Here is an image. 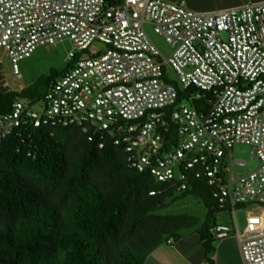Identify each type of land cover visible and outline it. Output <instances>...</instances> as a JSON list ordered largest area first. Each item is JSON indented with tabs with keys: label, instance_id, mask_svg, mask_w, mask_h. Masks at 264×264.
I'll list each match as a JSON object with an SVG mask.
<instances>
[{
	"label": "built area",
	"instance_id": "1",
	"mask_svg": "<svg viewBox=\"0 0 264 264\" xmlns=\"http://www.w3.org/2000/svg\"><path fill=\"white\" fill-rule=\"evenodd\" d=\"M145 26L164 41L167 57ZM64 41L72 67L41 101L18 99L0 115V142H22L32 128L76 127L99 149L120 147L129 169L177 192L192 172L231 215V226L214 223L210 236L233 233L242 264H264V0L213 12L188 10L182 0H0L3 87L22 89L8 85L4 61L19 79L20 61ZM93 42L104 48L77 57ZM178 90L187 92L180 102ZM236 144L248 146L258 165L233 177ZM239 205L257 211L242 228Z\"/></svg>",
	"mask_w": 264,
	"mask_h": 264
},
{
	"label": "trees",
	"instance_id": "2",
	"mask_svg": "<svg viewBox=\"0 0 264 264\" xmlns=\"http://www.w3.org/2000/svg\"><path fill=\"white\" fill-rule=\"evenodd\" d=\"M73 62L18 92L3 87L0 74V115L18 99L41 101ZM186 93L178 90L177 102ZM195 106L207 108L203 101ZM22 138L0 142V264H143L154 248L196 226V217L162 213L185 196L205 207L198 235L210 252L208 229L226 208L192 172L177 192L129 169L120 147L106 142L99 149L76 127L32 128Z\"/></svg>",
	"mask_w": 264,
	"mask_h": 264
},
{
	"label": "rangeland",
	"instance_id": "3",
	"mask_svg": "<svg viewBox=\"0 0 264 264\" xmlns=\"http://www.w3.org/2000/svg\"><path fill=\"white\" fill-rule=\"evenodd\" d=\"M145 30L153 43L156 45L161 54L167 57L170 54V51L164 41L152 33V30L149 26H145ZM104 46L99 42H93L87 50L79 53L77 56L80 58H85L90 54L102 50ZM71 49L70 44L67 41L59 43L55 46H40L38 47L33 54L18 63L20 78H16L10 74V69L7 61H4V69L7 75V83L11 88H24L31 83H33L37 77L42 74H47L51 68L61 69L66 63V54ZM169 78L174 81L175 76L169 70ZM176 84V83H175ZM177 85V84H176ZM230 156L232 159V164L230 166L231 175L233 177L241 176L246 174L248 171L257 167V160L250 155V148L246 145L236 144L230 150ZM243 160L244 165L239 166L234 161ZM226 165L229 164V158L224 159ZM179 195V194H177ZM228 216L230 214L227 211ZM246 212H257L254 206L241 207L240 209L235 210L234 218L235 223L238 228L244 226ZM164 214H186L197 218L196 228L202 224L205 219L206 210L202 202L194 196H185L177 200L175 203L169 207L162 210ZM229 222L231 219L229 218Z\"/></svg>",
	"mask_w": 264,
	"mask_h": 264
},
{
	"label": "crops",
	"instance_id": "4",
	"mask_svg": "<svg viewBox=\"0 0 264 264\" xmlns=\"http://www.w3.org/2000/svg\"><path fill=\"white\" fill-rule=\"evenodd\" d=\"M165 1L175 2L179 0ZM182 1L188 10L194 12H213L238 7L244 4L256 3L261 0ZM227 211L229 210L226 208L225 211L216 214L214 217V223L231 226L232 221L229 222L231 215L229 214L228 216ZM247 213L249 212H246V214ZM199 228L194 226L180 231L177 239H171V242H168V239L166 242L154 248L143 264H242L239 243L233 233L219 240H214L212 238L213 241L211 243V250L209 253H205L198 235Z\"/></svg>",
	"mask_w": 264,
	"mask_h": 264
}]
</instances>
